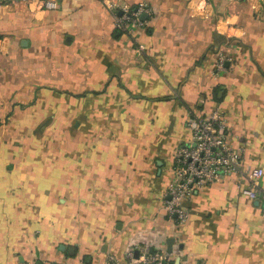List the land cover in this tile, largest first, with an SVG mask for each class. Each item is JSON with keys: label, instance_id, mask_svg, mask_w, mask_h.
<instances>
[{"label": "crops", "instance_id": "obj_1", "mask_svg": "<svg viewBox=\"0 0 264 264\" xmlns=\"http://www.w3.org/2000/svg\"><path fill=\"white\" fill-rule=\"evenodd\" d=\"M111 1H145L146 28H117L104 0L0 11V264H127L131 247L264 264V201L235 174L190 194L183 221L163 206L191 114L222 110L264 168V7Z\"/></svg>", "mask_w": 264, "mask_h": 264}, {"label": "built area", "instance_id": "obj_2", "mask_svg": "<svg viewBox=\"0 0 264 264\" xmlns=\"http://www.w3.org/2000/svg\"><path fill=\"white\" fill-rule=\"evenodd\" d=\"M12 1L0 0V11ZM40 1L50 8L57 5V0ZM251 1L254 5L256 3L264 7V0ZM104 2L112 11L117 28L128 33L146 28L152 8L145 1H140L136 8L121 5L118 1ZM205 5L206 0H200L198 6L204 8ZM120 8L122 13H119ZM143 14H147V17L142 18ZM226 59L225 55H221L219 67H224ZM187 125L190 135L174 151L171 179L163 198V206L170 217L178 222L186 219L188 210L184 200L190 194L232 174H235L234 182L243 194L264 201V168L247 164L244 148L230 142L231 124L222 110L216 108L210 114H191ZM126 256L127 264H174L170 253L166 251L150 252L143 248L136 256L134 247H131ZM107 264H118L117 257L111 255Z\"/></svg>", "mask_w": 264, "mask_h": 264}, {"label": "water", "instance_id": "obj_3", "mask_svg": "<svg viewBox=\"0 0 264 264\" xmlns=\"http://www.w3.org/2000/svg\"><path fill=\"white\" fill-rule=\"evenodd\" d=\"M122 12H123L122 10L119 11V13H122ZM146 17H147V14H143L142 15V18H146ZM53 264H58V263L57 262H54Z\"/></svg>", "mask_w": 264, "mask_h": 264}]
</instances>
